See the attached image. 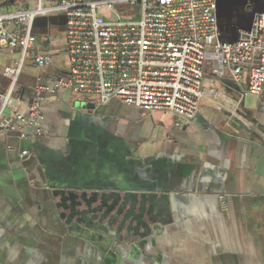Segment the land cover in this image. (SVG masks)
I'll list each match as a JSON object with an SVG mask.
<instances>
[{"label": "crops", "instance_id": "1", "mask_svg": "<svg viewBox=\"0 0 264 264\" xmlns=\"http://www.w3.org/2000/svg\"><path fill=\"white\" fill-rule=\"evenodd\" d=\"M64 23L61 14L33 21L36 48L52 61L41 70L24 61L18 85L25 102L67 65ZM232 29L225 39L234 38ZM18 56H0V91L9 83L4 68ZM204 79L218 90L217 102L201 101L180 126L169 113L117 99L100 104L69 89L44 91L46 137L0 135V264H264V87L245 104L246 76L218 78L207 65ZM57 190L166 195L169 215L151 223L147 236L116 240L67 220Z\"/></svg>", "mask_w": 264, "mask_h": 264}, {"label": "built area", "instance_id": "2", "mask_svg": "<svg viewBox=\"0 0 264 264\" xmlns=\"http://www.w3.org/2000/svg\"><path fill=\"white\" fill-rule=\"evenodd\" d=\"M0 0V56L19 51L3 74L8 87L0 91V135L35 141L46 137L43 92L69 89L111 99L147 112L190 123L201 101L216 103L219 92L207 85L205 67L218 78L241 82L245 95L258 96L264 87V11L255 12L250 26L237 28L236 39L224 38L216 0H29L26 6L4 7ZM64 16L67 65L33 87L25 102L18 78L24 61L41 70L52 56L36 48L32 24L36 17ZM27 151L19 153L25 158ZM224 204L223 200L221 201Z\"/></svg>", "mask_w": 264, "mask_h": 264}, {"label": "water", "instance_id": "3", "mask_svg": "<svg viewBox=\"0 0 264 264\" xmlns=\"http://www.w3.org/2000/svg\"><path fill=\"white\" fill-rule=\"evenodd\" d=\"M232 4L243 7L257 5V9L253 14L264 11V0H216L217 19L219 9ZM251 20L252 17L247 25L226 24V26L233 28L231 33L234 35V38L229 35L226 40H235L237 28H248ZM219 26L221 28L220 24ZM76 106L78 108H88L80 104ZM55 193L61 196L60 205L62 208L69 211L66 216L67 220L74 219L75 222L105 232L116 240L129 241L137 235L147 236L151 231V223L158 220L164 223L166 221L164 217L166 218L169 215L166 195L151 194L147 196L141 194L140 199H138L132 194L119 197L114 193H111L110 196L94 193L88 195L85 191L77 194L68 190H57ZM66 201H69V203H66Z\"/></svg>", "mask_w": 264, "mask_h": 264}, {"label": "rangeland", "instance_id": "4", "mask_svg": "<svg viewBox=\"0 0 264 264\" xmlns=\"http://www.w3.org/2000/svg\"><path fill=\"white\" fill-rule=\"evenodd\" d=\"M256 9L254 7H243L233 4L225 8H220L218 11V22L221 25L224 36L226 37V34L229 33V28H231L230 26H226V24H242L244 19H249ZM253 99V95H246L245 104H249Z\"/></svg>", "mask_w": 264, "mask_h": 264}, {"label": "flooded vegetation", "instance_id": "5", "mask_svg": "<svg viewBox=\"0 0 264 264\" xmlns=\"http://www.w3.org/2000/svg\"><path fill=\"white\" fill-rule=\"evenodd\" d=\"M246 7H254V8H256L257 5H248V6H246ZM251 17H252V16H251ZM251 17H250V18H251ZM250 18H249V19H250ZM247 19H248V18H247Z\"/></svg>", "mask_w": 264, "mask_h": 264}]
</instances>
